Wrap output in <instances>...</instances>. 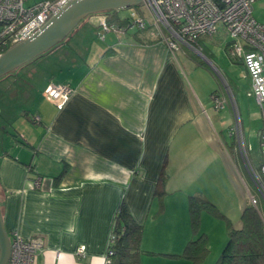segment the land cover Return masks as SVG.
I'll use <instances>...</instances> for the list:
<instances>
[{"label": "crops", "instance_id": "obj_1", "mask_svg": "<svg viewBox=\"0 0 264 264\" xmlns=\"http://www.w3.org/2000/svg\"><path fill=\"white\" fill-rule=\"evenodd\" d=\"M122 11L120 19L129 15ZM133 11L150 22L145 10ZM101 16H88L64 42L0 79L4 230L42 241L34 264H103L124 202L143 229L141 264H193L181 257L189 198L210 200L206 185L216 192L223 177L240 189L223 135L238 153L233 125L213 107L205 64L223 71L225 56L237 63L229 34L219 25L172 55L152 25L99 39ZM50 82L73 88L62 110L43 96ZM163 165L167 180L158 196ZM36 179L40 188L31 186Z\"/></svg>", "mask_w": 264, "mask_h": 264}, {"label": "built area", "instance_id": "obj_2", "mask_svg": "<svg viewBox=\"0 0 264 264\" xmlns=\"http://www.w3.org/2000/svg\"><path fill=\"white\" fill-rule=\"evenodd\" d=\"M29 0H0V50L9 49L16 44L32 38L40 32L53 15L58 13L72 0H41L27 4ZM259 0H144L141 7L150 17V22L133 11L127 24L115 26L108 24L107 17L98 19V38L103 40L109 32L122 35L127 31L145 30L152 25L157 35L165 40L169 51L174 55L180 44L191 45L201 35H213L219 25H223L230 37L228 52L230 57L242 64L250 81L248 95L256 99L260 107L262 124H264V25L253 17V4ZM229 87L227 86V89ZM228 97L233 108L235 125L233 134L237 150L250 180L257 191L252 194L247 188L249 203L261 216L264 222V126L260 138L261 164L258 169L253 166L245 145L237 107L232 92ZM73 88L68 84L49 83L43 96L57 110H62L71 95ZM215 110L224 107L225 99L219 94L210 96ZM35 124L40 123L38 115L33 116ZM40 180L32 182L33 188H40ZM259 198V199H258ZM114 237L110 234L109 245L103 264H111L113 251L109 248ZM9 257L6 264H34L38 252L42 249L39 238L25 240L17 233L9 238ZM78 255L83 256L79 248Z\"/></svg>", "mask_w": 264, "mask_h": 264}, {"label": "rangeland", "instance_id": "obj_3", "mask_svg": "<svg viewBox=\"0 0 264 264\" xmlns=\"http://www.w3.org/2000/svg\"><path fill=\"white\" fill-rule=\"evenodd\" d=\"M41 0H29L27 4H33ZM138 9L144 12L145 9H142L141 6H138ZM253 17L257 22L264 25V0L256 1L253 6ZM123 15H131V9H125L122 11ZM219 36H226L225 33H217ZM228 64L223 71L215 70L209 64H206L208 70H210L211 78L213 80V90L212 93H220V97H225L227 102H225L224 107L219 110V118L228 124H232L233 128L235 125V117L233 113V108L231 106L228 89L232 92L235 104L237 107V115L241 124V131H243L245 142L249 147V156L251 162L255 169H258L261 164L260 156V138L262 133V124L261 121V111L260 107L256 102V99L253 96H249L250 92V81L247 75L244 73L243 66L240 63L232 62L228 56L224 57ZM222 60V59H221ZM9 75L2 78H8ZM2 80V79H1ZM7 80H10L7 79ZM227 86L229 87L227 89ZM214 91V92H213ZM225 136V152L228 154L232 165L234 166V172H238V180H243L246 184V187L251 191L252 194H257L256 189L254 188L250 177L243 165L240 154L234 149L233 140L226 135ZM236 142V139H235ZM224 143V141H223ZM237 143V142H236ZM239 180L240 189L236 191L235 184L232 179H227L223 177L221 182L217 183L215 186H219L220 189L213 191L209 186L206 185L208 189V198L204 196H196L201 199L207 200L215 207L216 212H210L203 209L199 215V225L196 232L192 229L191 225L189 226V241H195L201 236H204L206 242V252L203 256L202 261L198 264H214L223 248L226 245L228 239V227L232 226L234 229H239L241 227L240 215L241 208L243 203L247 198L246 188L243 183ZM219 191V192H218ZM259 199V198H258ZM260 206L264 209V203L259 199ZM205 214H207L208 221L205 219ZM204 219L202 222V216ZM187 242V244L189 243ZM186 244V245H187ZM144 250H141L143 252Z\"/></svg>", "mask_w": 264, "mask_h": 264}, {"label": "trees", "instance_id": "obj_4", "mask_svg": "<svg viewBox=\"0 0 264 264\" xmlns=\"http://www.w3.org/2000/svg\"><path fill=\"white\" fill-rule=\"evenodd\" d=\"M131 9L138 10V6ZM119 11L122 10H113L103 13L109 16L107 17L108 24L118 27L127 24L129 18L120 19V17L117 16ZM70 35H68V37ZM6 50L7 49L0 50V54ZM29 171L32 173L33 168L29 167ZM166 180L167 177L163 165L155 187L156 195L159 196L163 194ZM203 209L216 212L215 207L207 200L196 196H191L189 198L190 225L195 232L199 225V215ZM240 222L241 227L239 229H234L229 225L226 245L214 264H264V222H262L261 216L249 201L244 205L241 211ZM142 233V226L133 220L124 202H122L114 218L111 230V235H113L114 240L109 246L113 251L110 263L141 264L140 258L142 252L140 249V242ZM205 242L204 236L199 237L195 241H189L184 247L181 257L191 260L193 264L200 263L206 252Z\"/></svg>", "mask_w": 264, "mask_h": 264}, {"label": "water", "instance_id": "obj_5", "mask_svg": "<svg viewBox=\"0 0 264 264\" xmlns=\"http://www.w3.org/2000/svg\"><path fill=\"white\" fill-rule=\"evenodd\" d=\"M144 0H72L32 38L0 54V79L62 43L88 16L141 6ZM9 237L0 210V264L9 257Z\"/></svg>", "mask_w": 264, "mask_h": 264}]
</instances>
